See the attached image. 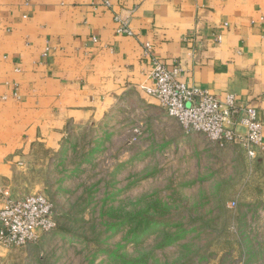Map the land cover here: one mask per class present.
<instances>
[{"label":"crops","instance_id":"0c3cea01","mask_svg":"<svg viewBox=\"0 0 264 264\" xmlns=\"http://www.w3.org/2000/svg\"><path fill=\"white\" fill-rule=\"evenodd\" d=\"M118 18L133 35L118 33ZM146 44L168 68L179 64L180 81L234 94L264 123V0H0V191L47 193L79 131L118 118L127 128L128 117L178 128L143 89Z\"/></svg>","mask_w":264,"mask_h":264},{"label":"rangeland","instance_id":"374dc122","mask_svg":"<svg viewBox=\"0 0 264 264\" xmlns=\"http://www.w3.org/2000/svg\"><path fill=\"white\" fill-rule=\"evenodd\" d=\"M123 121L68 140L39 192L57 230L0 264H264V163L177 124Z\"/></svg>","mask_w":264,"mask_h":264},{"label":"built area","instance_id":"2783aa9c","mask_svg":"<svg viewBox=\"0 0 264 264\" xmlns=\"http://www.w3.org/2000/svg\"><path fill=\"white\" fill-rule=\"evenodd\" d=\"M118 20V33L133 35L128 21ZM144 57L151 61L152 84L143 89L186 134L203 135L221 148L239 144L250 160L264 151V123L258 110L239 104L234 94L220 99L207 89L180 81L183 70L179 64L168 68L155 57L150 44L144 47ZM0 193L5 198L0 208V257L2 252L26 248L57 230L55 206L45 195L12 200L6 191Z\"/></svg>","mask_w":264,"mask_h":264}]
</instances>
